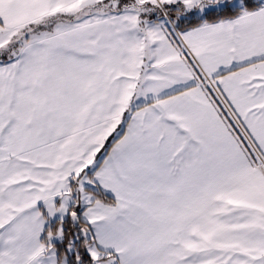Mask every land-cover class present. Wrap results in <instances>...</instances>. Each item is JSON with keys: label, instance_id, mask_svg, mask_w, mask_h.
I'll use <instances>...</instances> for the list:
<instances>
[{"label": "snow or ice", "instance_id": "obj_1", "mask_svg": "<svg viewBox=\"0 0 264 264\" xmlns=\"http://www.w3.org/2000/svg\"><path fill=\"white\" fill-rule=\"evenodd\" d=\"M0 264H264V0H0Z\"/></svg>", "mask_w": 264, "mask_h": 264}]
</instances>
